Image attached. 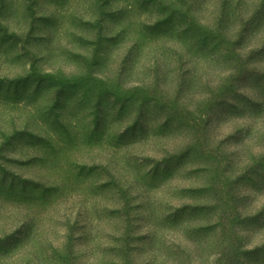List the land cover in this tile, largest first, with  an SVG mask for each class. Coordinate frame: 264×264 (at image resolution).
<instances>
[{"label":"rangeland","instance_id":"1","mask_svg":"<svg viewBox=\"0 0 264 264\" xmlns=\"http://www.w3.org/2000/svg\"><path fill=\"white\" fill-rule=\"evenodd\" d=\"M0 264H264V0H0Z\"/></svg>","mask_w":264,"mask_h":264}]
</instances>
